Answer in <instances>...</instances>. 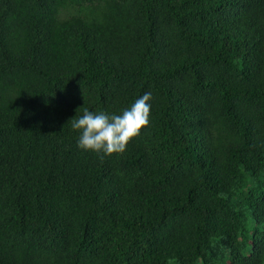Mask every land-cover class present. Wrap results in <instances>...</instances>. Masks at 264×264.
<instances>
[{
  "label": "trees",
  "instance_id": "trees-1",
  "mask_svg": "<svg viewBox=\"0 0 264 264\" xmlns=\"http://www.w3.org/2000/svg\"><path fill=\"white\" fill-rule=\"evenodd\" d=\"M0 264H264V0H0Z\"/></svg>",
  "mask_w": 264,
  "mask_h": 264
},
{
  "label": "clouds",
  "instance_id": "clouds-1",
  "mask_svg": "<svg viewBox=\"0 0 264 264\" xmlns=\"http://www.w3.org/2000/svg\"><path fill=\"white\" fill-rule=\"evenodd\" d=\"M151 99V93H145L119 115L93 113L84 108L82 115L70 120L72 129L79 133L78 146L102 154L101 160L104 156L123 153L130 140L149 124Z\"/></svg>",
  "mask_w": 264,
  "mask_h": 264
}]
</instances>
